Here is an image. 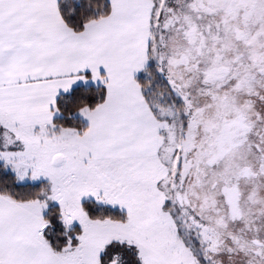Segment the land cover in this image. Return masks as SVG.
Here are the masks:
<instances>
[{"label":"snow or ice","instance_id":"6c2138e0","mask_svg":"<svg viewBox=\"0 0 264 264\" xmlns=\"http://www.w3.org/2000/svg\"><path fill=\"white\" fill-rule=\"evenodd\" d=\"M0 264H264V0H0Z\"/></svg>","mask_w":264,"mask_h":264}]
</instances>
